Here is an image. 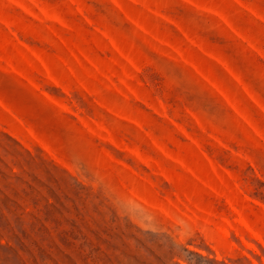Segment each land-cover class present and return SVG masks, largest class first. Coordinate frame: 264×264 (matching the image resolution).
<instances>
[{
	"label": "rangeland",
	"instance_id": "1",
	"mask_svg": "<svg viewBox=\"0 0 264 264\" xmlns=\"http://www.w3.org/2000/svg\"><path fill=\"white\" fill-rule=\"evenodd\" d=\"M0 264H264V0H0Z\"/></svg>",
	"mask_w": 264,
	"mask_h": 264
}]
</instances>
